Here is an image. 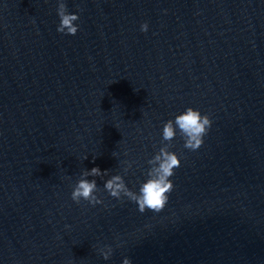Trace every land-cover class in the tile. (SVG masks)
<instances>
[{
    "label": "water",
    "instance_id": "1",
    "mask_svg": "<svg viewBox=\"0 0 264 264\" xmlns=\"http://www.w3.org/2000/svg\"><path fill=\"white\" fill-rule=\"evenodd\" d=\"M64 2L75 35L58 0H0V264H264V0ZM188 107L212 125L196 151L171 142L164 209L111 197ZM93 167L102 203L77 204Z\"/></svg>",
    "mask_w": 264,
    "mask_h": 264
},
{
    "label": "clouds",
    "instance_id": "2",
    "mask_svg": "<svg viewBox=\"0 0 264 264\" xmlns=\"http://www.w3.org/2000/svg\"><path fill=\"white\" fill-rule=\"evenodd\" d=\"M57 15L60 23L57 31L66 35H75L79 25L74 23L79 19L77 14L68 12L64 0H58ZM148 24L141 25V31L147 32ZM212 120L209 115H202L198 109L188 107L182 113L168 120L162 129V141H166L159 151L147 161L150 168L146 172V180L141 182L138 191L130 189L122 175L116 174L108 178L104 183V190L117 199L127 198L129 201L138 205V210L143 213L145 210L160 212L166 206L169 194L173 191L174 184L170 179L175 173L174 170L181 165L178 155L171 151V142L179 135L184 141V148L190 151L198 150L204 143V137L207 135ZM87 159V157H85ZM127 166L124 173L127 174L131 168V163L124 161ZM109 171H101L99 167H93L91 170H84L81 178L77 181L71 192V199L79 204L81 200L87 201L90 205L102 203L97 195L99 189L95 179L89 180L88 177H106ZM111 246H104L99 249L103 259L108 260L112 255ZM122 264H132L129 258H124Z\"/></svg>",
    "mask_w": 264,
    "mask_h": 264
}]
</instances>
